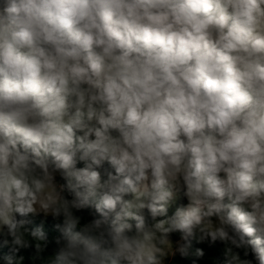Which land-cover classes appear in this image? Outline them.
I'll return each instance as SVG.
<instances>
[{"label":"clouds","instance_id":"9594fccd","mask_svg":"<svg viewBox=\"0 0 264 264\" xmlns=\"http://www.w3.org/2000/svg\"><path fill=\"white\" fill-rule=\"evenodd\" d=\"M0 264H264V0H0Z\"/></svg>","mask_w":264,"mask_h":264}]
</instances>
